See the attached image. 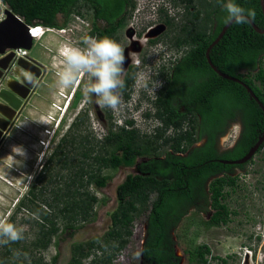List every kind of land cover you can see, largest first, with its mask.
<instances>
[{"label": "trees", "instance_id": "16d2710c", "mask_svg": "<svg viewBox=\"0 0 264 264\" xmlns=\"http://www.w3.org/2000/svg\"><path fill=\"white\" fill-rule=\"evenodd\" d=\"M80 1L92 7L95 21L104 23L101 27L94 25L90 31L89 35L95 34L96 37H111L122 26L131 5L130 0H2L27 25L55 29L63 28L57 16L60 14L68 18ZM206 1L209 9L202 16L201 12H195L196 27L193 31L187 30L186 41L191 40L193 46L180 59L179 69L190 71L192 89L187 87L186 91L179 92L168 89L153 101V105L157 108L158 117L164 113L169 115L164 120L166 127H181L187 115L181 114L180 108L172 105V99L176 95L182 97V105L191 112L189 97L195 98V111L205 129L213 128L231 117L234 109H239L242 132L235 146L217 153L213 148L214 136L210 135L207 146L199 149L193 158L175 156L170 162L173 168L164 172L163 179H159L161 173L152 157L159 155L157 142L162 132L152 139H143L135 128L120 125L113 129L115 126H112L109 117L108 133L96 140L80 130L82 113H78L60 134L36 179L28 187L27 201L35 215L33 239L27 243L19 240L0 244V264H55L59 252L55 251L46 260L48 250L57 248L64 234L77 231L96 219L97 208L106 202L105 198L97 195V190L105 187L112 178L105 170H117L121 166H134L136 171L126 174L116 187L117 204L109 212L110 229L100 237L71 243L70 258L66 264H83L92 254L94 257L88 264H112L115 255L128 245L131 227L138 217L144 219L140 252L147 263L178 264L179 257L173 253L172 232L190 207L194 205L197 211L202 212L209 204L214 210L209 219L211 223L227 221L229 213L221 202L223 188L235 183L236 178L231 176L233 168L243 167L244 164H227L221 160L240 159L249 151L264 128V114L242 85L221 77L208 65L205 51L229 20L222 7L225 0ZM237 3L251 13L249 18L255 25L264 28L259 0H237ZM181 43L178 40L176 44ZM209 57L221 72L242 80L264 103V92L254 82V79L264 81L261 67L264 33L257 32L247 20L239 25L233 22L211 48ZM134 79L133 70L123 77L124 87L120 90L126 98V91ZM125 123L131 125L134 122L128 119ZM195 126L192 125V129ZM154 129L158 130V127ZM193 140L192 133L187 131L166 138L162 143L170 144L174 153H182ZM140 157L152 159L138 162ZM47 188L50 190L48 197ZM199 199L204 200V208L195 204ZM98 250L104 255L96 259ZM209 252L204 245L187 251L189 264H208Z\"/></svg>", "mask_w": 264, "mask_h": 264}, {"label": "rangeland", "instance_id": "374dc122", "mask_svg": "<svg viewBox=\"0 0 264 264\" xmlns=\"http://www.w3.org/2000/svg\"><path fill=\"white\" fill-rule=\"evenodd\" d=\"M160 1L130 0L131 5L122 26L110 37L125 49L121 79L132 70L135 78L126 91L127 98L120 89L117 90L121 97L118 110L101 107L96 103L97 98L86 95V76L69 89H64L58 84L57 72L64 66L61 49L65 46L84 47L82 35L90 33L94 25L101 27L104 24L94 20L93 9L89 4L78 2L68 18L59 14L57 20L63 24L64 30H46L42 37L38 36L40 39H33L32 48L26 51L27 53L23 51L22 54L38 62L41 73L37 78V86H34L31 93L32 97H27L0 140V221L14 223L18 229H22L23 242H30L34 237L35 215L27 201L28 187L36 179L60 134L68 128L78 113H82L80 130L91 134L96 140H100L105 130L110 127L109 117L112 126L118 127L130 116V111L134 112L133 116L136 118V122L133 121L135 124H132L133 128L143 139L154 138L152 125L156 124V109L141 93L144 79L160 66H169L173 62L177 51L176 43L185 36L182 28L188 27L189 17L186 12L199 11L202 16L204 11L209 9L206 0H168L164 9H160ZM149 2L152 3L151 7L146 6ZM0 3L2 7H7L2 0ZM154 23L157 24L150 34L158 35L160 44L149 51L144 50L138 41L130 37L135 30L139 33ZM92 36L96 37L95 34ZM167 51L172 57L171 61L166 62L162 57L158 58L157 53L163 54ZM129 53L135 55L130 57ZM4 57L0 56L2 65L6 60ZM137 60L139 64L136 63ZM152 66L155 71L149 70ZM261 67L264 71V57ZM254 82L264 92V81L254 79ZM162 83L163 78H157L147 93L152 94ZM67 104V109L62 112ZM142 113H146V117L148 114L152 115L150 119H146L147 123L142 122ZM58 121L60 122L50 147L44 150L40 144V140L44 139L43 130L53 129ZM148 121H152L151 124ZM130 126L127 124L126 128ZM238 131L239 126L232 125L222 138V145H231ZM157 144L161 149L162 141L158 140ZM135 171L134 166L105 170L112 178L105 187L97 190V195L105 198L106 202L97 208L96 219L77 231L64 234L59 246L48 250L46 260L58 251L59 256L55 264H66L70 258L71 243L88 241L106 234L111 225L109 212L117 204L116 187L126 174ZM231 176L236 178L235 183L223 188L221 199L229 213L226 222L211 223L209 209L202 212L190 210L172 232L175 251L180 258L179 264H189L187 251L201 245L209 248L208 264H264V145L243 168H235ZM49 191L47 188V197ZM131 231L128 245L115 255L112 264L140 263L144 237L143 217L134 220ZM93 255L85 259L83 264L91 262ZM103 255L101 250L95 253L96 259ZM1 257L0 253V260Z\"/></svg>", "mask_w": 264, "mask_h": 264}, {"label": "clouds", "instance_id": "9594fccd", "mask_svg": "<svg viewBox=\"0 0 264 264\" xmlns=\"http://www.w3.org/2000/svg\"><path fill=\"white\" fill-rule=\"evenodd\" d=\"M169 1L171 2L172 0ZM167 2L168 0H161L160 9H164ZM151 5L152 3L150 4V2L146 4L147 7H151ZM222 7L226 12V18L238 25L245 23L251 15V13L246 12L245 8L237 3V0H225ZM31 27H36L41 33H45L46 30L55 29L43 25ZM61 30L64 29L62 28ZM82 37L84 47L65 46L61 49L64 66L57 72L58 84L64 89H69L78 84L82 77L86 76L88 78L85 89L86 95L97 98L96 103L101 107L118 110L121 106V97L117 90L124 87V81L121 79V76L124 72L125 49L117 41L108 36L93 37L89 35V32H86ZM155 47L156 46H149L146 49L149 51ZM133 55L135 54L129 53L130 57ZM136 63L139 64V60H137ZM151 69L155 71L154 67L149 70ZM156 71L149 73L146 79H144V85L141 89V93L151 101L156 99L157 88H155L152 94L147 92L156 82ZM68 104L64 107L62 112H65ZM133 113L134 112L131 113L130 111V116L125 118L123 122H126L128 119H133V121L136 122ZM145 115L147 114H141V116H144L141 118L143 119V123H147V117ZM59 122L60 121L57 122V127ZM151 122L152 121H148L149 124H151ZM158 126L159 122L156 120V124L152 125V129ZM22 232L23 230L18 229L14 223L0 221V244L6 245L10 242L23 239Z\"/></svg>", "mask_w": 264, "mask_h": 264}, {"label": "flooded vegetation", "instance_id": "af4514ba", "mask_svg": "<svg viewBox=\"0 0 264 264\" xmlns=\"http://www.w3.org/2000/svg\"><path fill=\"white\" fill-rule=\"evenodd\" d=\"M2 7V5H1ZM2 10H4V7H2ZM186 14L189 17V21H188V27H183L182 31L184 32L185 36H183L182 39H180L182 41L181 44H176L177 46V51L176 54L174 56V59L172 60L171 55H169L168 51L167 52H163V54H159L158 53V58L162 57L163 59L167 61H173L169 66H160V68L157 69L156 71V79L157 78H163V83L160 84L157 87V97L162 96V94L164 92H166L168 89L173 90L175 92H179L180 90L182 91H186L187 87H190L192 89V83L190 81V77H189V69L185 70V71H181L179 69L180 67V59L191 49V47L193 46L192 41H186V38L188 36L187 30H191L193 31L196 27V20H195V12H189L187 11ZM2 18V17H0ZM157 23L151 24L149 26H147L144 31H141L139 33L136 32V30L134 31V33L131 35V39L138 41V43L140 44V47L144 50H146V48H148L149 46H158L160 44V40H159V36L156 35H151L150 32L155 28ZM28 51V50H26ZM27 53V52H26ZM1 56V55H0ZM18 57H22V56H17L14 53V59L18 58ZM25 57H27L25 55ZM8 63V62H6ZM6 63H4L3 65L6 66ZM153 67V66H152ZM9 68V66L6 67V69H2L3 71L0 70V88L3 87L4 82H3V78L6 76L5 73L7 72V69ZM151 71H153L151 69ZM244 73V72H243ZM3 77V78H2ZM123 80V79H122ZM38 81L34 82V86L37 84ZM34 86L31 89L30 92H32L34 90ZM37 86V85H36ZM29 92V94H30ZM28 94V96H29ZM27 97L23 100L22 105L23 106L26 102ZM149 100V99H148ZM172 105L179 107L181 114H186L187 118L185 120H183L181 127H176L174 125H170L169 127H166L164 124V120L167 119L169 117V115L167 113L162 114L161 117L157 116V108L155 107V113L154 116L155 118L158 120L159 122V126H158V130L157 129H153V134L154 136L158 133V132H162V136L160 138V140L163 142L166 138H171V137H175L177 134H179L180 132L185 133L187 131H190L192 133V137L194 138L193 142L190 144V146L182 153H174L172 151V149L170 148V144H163L162 148H159V155L156 157H152L155 159V162L157 163V168L158 171L161 173L159 175V179H163L164 176V172L170 170L171 168H173L171 166V160L175 157V156H181L183 158H193L196 154V152L199 149L205 148L207 146V143L209 141L210 135L214 136L213 137V148L217 153H222L225 152L229 149H232L236 142L238 141V139L241 136V132H242V122L241 119L239 118V109H234L233 110V115L229 118L224 119V121L219 122L216 126H214L213 128L210 127L209 129H205L204 126H202V120L199 116V114H197V112L195 111L196 109V99L195 98H191L189 97V104L188 107L190 108L191 112L189 111V109L185 106L182 105V97L176 95L173 99H172ZM150 103H152L153 105V101L149 100ZM20 106V107H21ZM161 111L163 112L164 110L161 109ZM152 117V115L150 116V114H148L147 119H150ZM135 124V122H134ZM237 124L239 126V131H238V135L236 136L235 140L233 141V143L229 146H223L222 145V138L228 133L229 129L231 128L232 125ZM192 125H196L195 129H192ZM109 128V127H108ZM108 128L105 130L103 135H106L108 133ZM130 128H133L132 124L130 126ZM113 129H116L113 128ZM129 129V127H128ZM170 133L169 135H166V133ZM4 135V134H3ZM182 147H185V142L182 144ZM258 152V151H256ZM152 158L150 157H140L138 159H140V161H150ZM137 159V161H138ZM252 159V158H251ZM250 159V160H251ZM247 163V162H246ZM244 163V165L246 164ZM243 165V167H244ZM243 167H234L233 171L235 168H243ZM195 204L197 206H200L201 208H204V200L203 199H199L195 202ZM207 209H209L210 211V216L209 219L211 218L214 210L210 207V205H207ZM190 210H196V207L193 205L192 207H190V209L188 210V212ZM187 212V214H188ZM186 214V215H187ZM174 240V239H173ZM175 245V242H174ZM173 245V253L175 256H177L176 251H175V246ZM178 257V256H177ZM140 258L141 261L139 264H149L147 263V260L144 259L142 253L140 252ZM180 260V258H179ZM153 264V263H152ZM179 264V263H178Z\"/></svg>", "mask_w": 264, "mask_h": 264}, {"label": "water", "instance_id": "95a60500", "mask_svg": "<svg viewBox=\"0 0 264 264\" xmlns=\"http://www.w3.org/2000/svg\"><path fill=\"white\" fill-rule=\"evenodd\" d=\"M260 7L264 18V0H259ZM0 55H4L6 62L12 64L7 69L5 77L2 79L4 86L0 88V140L4 132L10 126V122L16 115L23 100L28 96L41 73V66L35 60L28 57H14V51L23 49L30 50L33 44V38L29 33V26L11 9L5 7L2 10L0 3ZM247 21L259 33H264V28L261 29L253 23L248 17ZM228 21L220 30L216 38L209 44L205 51V57L210 68L223 78L232 80L242 85L249 96L258 104L264 114V103L259 100L252 89L242 80L227 75L221 72L211 61L209 51L222 38L227 28L232 24ZM7 50L10 52L6 53ZM4 58L2 61H4ZM5 65V64H4ZM0 63V69L6 67ZM28 75V77L26 76ZM1 78V77H0ZM264 143V128L259 133L256 142L249 151L240 159L236 160H221L222 163L239 165L248 162L258 151L259 147Z\"/></svg>", "mask_w": 264, "mask_h": 264}, {"label": "built area", "instance_id": "2783aa9c", "mask_svg": "<svg viewBox=\"0 0 264 264\" xmlns=\"http://www.w3.org/2000/svg\"><path fill=\"white\" fill-rule=\"evenodd\" d=\"M32 31H36L38 33L39 30L36 27L32 28L31 26H29V33L31 34ZM23 51L26 52V50H23V49L15 50L14 52H15V55H17V56L25 57V54H22ZM121 124L125 125V127H127V124H125V122H124V124H123V122ZM56 130H57V122H56L53 129L47 128V129L43 130L44 139L40 140V144L42 145L44 150H47L50 147L51 140H52ZM142 243H143V241H142Z\"/></svg>", "mask_w": 264, "mask_h": 264}, {"label": "bare ground", "instance_id": "6f19581e", "mask_svg": "<svg viewBox=\"0 0 264 264\" xmlns=\"http://www.w3.org/2000/svg\"><path fill=\"white\" fill-rule=\"evenodd\" d=\"M51 30V29H50ZM58 31H62L61 29L58 30ZM44 33H41L38 31V33L36 31H32L31 32V36L33 39H40L42 36H43ZM38 36H41V37H38ZM28 77V75H26Z\"/></svg>", "mask_w": 264, "mask_h": 264}, {"label": "crops", "instance_id": "0c3cea01", "mask_svg": "<svg viewBox=\"0 0 264 264\" xmlns=\"http://www.w3.org/2000/svg\"><path fill=\"white\" fill-rule=\"evenodd\" d=\"M7 53H8V52H7ZM1 56H2V55H1ZM11 64H12V61L9 62V63H6V66H5V67L10 66ZM4 69H5V68H4ZM4 69H3V70H4ZM0 70L3 71L2 69H0ZM31 93H32V92H30V94H29L30 97H32V96H31ZM27 97H28V96H27ZM30 97H29V99H30Z\"/></svg>", "mask_w": 264, "mask_h": 264}]
</instances>
